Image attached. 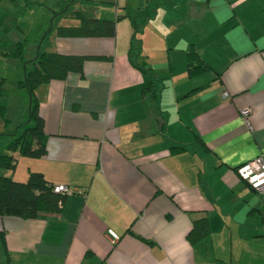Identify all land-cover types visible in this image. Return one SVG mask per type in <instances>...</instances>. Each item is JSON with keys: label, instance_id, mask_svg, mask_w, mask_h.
I'll return each mask as SVG.
<instances>
[{"label": "crops", "instance_id": "0c3cea01", "mask_svg": "<svg viewBox=\"0 0 264 264\" xmlns=\"http://www.w3.org/2000/svg\"><path fill=\"white\" fill-rule=\"evenodd\" d=\"M86 19L115 35L56 33ZM132 22L147 73L128 57ZM18 43L26 60L85 59L35 90L45 155L9 152L25 165L13 180L40 172L70 193L57 212L0 215V264H264V194L235 172L264 158V0H0L3 88L23 76ZM191 49L206 65L192 76ZM0 117L7 138L25 122Z\"/></svg>", "mask_w": 264, "mask_h": 264}, {"label": "trees", "instance_id": "16d2710c", "mask_svg": "<svg viewBox=\"0 0 264 264\" xmlns=\"http://www.w3.org/2000/svg\"><path fill=\"white\" fill-rule=\"evenodd\" d=\"M133 32L129 42L128 57L130 62L148 72V65L141 60V41L137 37L138 29L132 22ZM56 33L64 36H110L115 35V21L86 19L78 27L59 26ZM24 43H18L16 52L23 64V76L18 82L19 87L27 89L29 94L28 118L18 126V131L7 138L6 152L0 155V168L13 170L16 158L9 152L17 151L21 156L39 158L45 155V134L43 119L39 115V101L35 94L36 88L51 79H63L69 72L82 74L84 56L67 55L58 52H38L32 59H24L22 51ZM187 71L190 76L206 65L196 55L194 50L187 52ZM3 79H0V102L4 95ZM4 114V106L0 103V115ZM2 135V134H0ZM173 153L185 150L184 146H172ZM67 194L56 193L53 184L49 183L40 172H29L26 181H15L9 176L0 174V215H13L24 219L36 218L42 212L59 211ZM199 226L198 236L206 230V219L194 222V228ZM1 239L3 236L0 235Z\"/></svg>", "mask_w": 264, "mask_h": 264}, {"label": "rangeland", "instance_id": "374dc122", "mask_svg": "<svg viewBox=\"0 0 264 264\" xmlns=\"http://www.w3.org/2000/svg\"><path fill=\"white\" fill-rule=\"evenodd\" d=\"M198 4H195L194 6H197ZM198 7V6H197ZM17 78H15V75L11 73V71L8 72L5 80V85H4V95L1 99L2 105L4 108L8 107V109L11 111V114L18 115L22 117L23 122L27 120L28 118V106H29V94L26 88L20 87L18 89L17 85L18 83L16 82ZM16 83V85H14ZM20 90V92H19ZM24 107V110L27 108V113L26 116L24 115V110H22ZM3 121L0 117V131L4 130L5 127H3ZM8 143L7 137L5 135L0 136V149ZM17 166V165H16ZM25 170V165L23 161H20V163L17 166V174L21 171ZM14 171L9 170V169H4L0 168V174L5 175L4 173L7 174V176H10ZM15 175L16 178H20L19 176ZM11 177V176H10ZM3 257L1 256V245H0V263H2Z\"/></svg>", "mask_w": 264, "mask_h": 264}, {"label": "built area", "instance_id": "2783aa9c", "mask_svg": "<svg viewBox=\"0 0 264 264\" xmlns=\"http://www.w3.org/2000/svg\"><path fill=\"white\" fill-rule=\"evenodd\" d=\"M249 109L241 110L242 116L249 114ZM235 172L239 178L245 181L252 189L264 194V158L258 157L251 161L240 164L235 168ZM53 190L56 193H70L69 188L63 184H53ZM116 237V236H115Z\"/></svg>", "mask_w": 264, "mask_h": 264}]
</instances>
